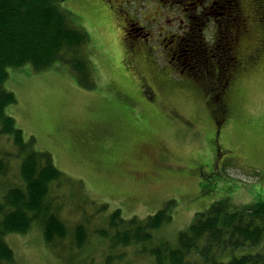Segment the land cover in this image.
Listing matches in <instances>:
<instances>
[{
    "label": "rangeland",
    "instance_id": "1",
    "mask_svg": "<svg viewBox=\"0 0 264 264\" xmlns=\"http://www.w3.org/2000/svg\"><path fill=\"white\" fill-rule=\"evenodd\" d=\"M106 3H62L88 34L83 46L87 66L75 70L69 63H56L37 72L26 64L9 68L5 82L17 96L7 111L27 140L34 136L37 149L50 151L62 171L84 182L88 201L80 192L62 188V217L70 226H87L91 238L79 258L98 264H105L109 243L96 230L108 224L117 208L124 217L145 218L169 205L173 219L157 228L147 245H176L178 234L196 214L214 204L236 210L264 202V51L231 86L229 113L218 123L202 85L168 73L160 41L152 40L159 51L153 48L151 53L127 47L123 22ZM255 3L243 0L254 15ZM148 8L145 16H154ZM257 21L252 20V33L242 38L244 53L259 43ZM164 26L172 28L168 22ZM207 36L211 39L212 32ZM0 146L16 150L2 137ZM18 164L13 158L7 176L15 184L20 181ZM10 185L0 177V201ZM5 239L14 250L15 264H76L47 245L39 224L27 233H8ZM258 247L219 251L217 261L255 253ZM121 251L125 258L119 263L155 264L154 257L137 253L136 247Z\"/></svg>",
    "mask_w": 264,
    "mask_h": 264
},
{
    "label": "trees",
    "instance_id": "2",
    "mask_svg": "<svg viewBox=\"0 0 264 264\" xmlns=\"http://www.w3.org/2000/svg\"><path fill=\"white\" fill-rule=\"evenodd\" d=\"M63 1L0 0V137L16 149L13 152L0 146V177L11 183L0 201V264H15V253L5 239L6 234L27 233L34 224L42 226L47 245L61 259L76 264H98L93 258H79L91 238L87 226L83 222L70 226L62 217L65 206L61 200L62 188L78 191L88 201L84 182L62 171L50 151L37 149L34 136L27 140L16 118L7 111L10 104L17 102L16 93L5 85L9 68L30 64L42 72L56 63H69L75 70L89 64L83 52L88 34L76 25L62 6ZM209 2V22L193 24V35L186 36L178 53L173 55L178 60L168 64L177 75L189 76L202 85L220 123L229 113L227 99L231 86L241 74L253 68L264 51V0H256L255 15L250 16L243 0ZM255 18L261 38L251 52L244 53L242 38L252 33L249 31ZM210 32L211 39L207 36ZM167 56L168 61L171 54L168 52ZM13 158L19 163L18 184L7 178ZM172 219L169 205L145 218L136 215L127 218L121 208L115 209L108 217V224L96 230L109 243L105 264H122L118 262L125 258L121 250L129 246L136 247L137 253H149L155 264L206 261L264 264V202L236 210L214 204L211 210L196 214L191 225L178 234L176 245L169 241L147 245L154 231ZM260 245L255 253L234 255L228 262L217 261L219 251ZM126 264L136 263L126 260Z\"/></svg>",
    "mask_w": 264,
    "mask_h": 264
},
{
    "label": "flooded vegetation",
    "instance_id": "3",
    "mask_svg": "<svg viewBox=\"0 0 264 264\" xmlns=\"http://www.w3.org/2000/svg\"><path fill=\"white\" fill-rule=\"evenodd\" d=\"M106 1L108 3L105 4L106 9L112 10L114 8L115 17L123 21L122 27L125 32V38L127 42H131L130 46H134L135 52L144 47L148 53H151L153 48H158L152 40H158L160 45L163 44L164 56L168 58L167 53L171 54V59H168L170 64L175 59L178 60L173 55L178 53V49L185 37L193 35V24L197 23V21H204L207 24L210 19V0H190L188 2L181 0ZM153 6L156 8H153ZM147 7H151L148 9L153 11L154 16H145L146 13H149L146 11ZM250 14L248 13V16ZM167 22L171 24L172 28L170 30L164 26ZM154 25L158 26L155 31L152 29ZM133 41H138L137 47L133 44ZM127 46L130 48L128 44ZM172 71L173 69L171 68Z\"/></svg>",
    "mask_w": 264,
    "mask_h": 264
},
{
    "label": "bare ground",
    "instance_id": "4",
    "mask_svg": "<svg viewBox=\"0 0 264 264\" xmlns=\"http://www.w3.org/2000/svg\"><path fill=\"white\" fill-rule=\"evenodd\" d=\"M83 206V205H82ZM80 208V207H79ZM82 209V208H81ZM87 224V223H86ZM110 229V228H109ZM89 242V241H88ZM86 242L84 241V244H85ZM88 245V244H87ZM85 246V245H84ZM88 247V246H87ZM81 250H83V249H81ZM83 252V251H82ZM85 257V256H84ZM83 257V258H84ZM86 260V259H85ZM88 263V262H87ZM89 264V263H88Z\"/></svg>",
    "mask_w": 264,
    "mask_h": 264
}]
</instances>
